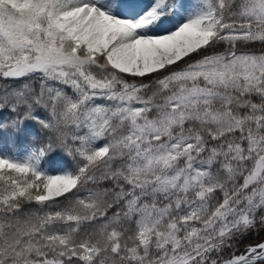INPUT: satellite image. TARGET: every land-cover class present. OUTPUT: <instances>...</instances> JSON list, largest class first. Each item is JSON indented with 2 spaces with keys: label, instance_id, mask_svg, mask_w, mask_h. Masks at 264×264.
<instances>
[{
  "label": "snow or ice",
  "instance_id": "snow-or-ice-1",
  "mask_svg": "<svg viewBox=\"0 0 264 264\" xmlns=\"http://www.w3.org/2000/svg\"><path fill=\"white\" fill-rule=\"evenodd\" d=\"M0 264H264V0H0Z\"/></svg>",
  "mask_w": 264,
  "mask_h": 264
}]
</instances>
